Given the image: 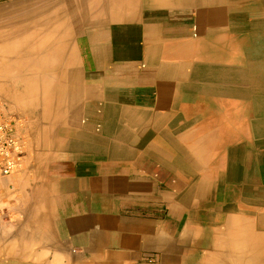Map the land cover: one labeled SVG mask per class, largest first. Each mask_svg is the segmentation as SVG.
Here are the masks:
<instances>
[{"label":"crops","instance_id":"0c3cea01","mask_svg":"<svg viewBox=\"0 0 264 264\" xmlns=\"http://www.w3.org/2000/svg\"><path fill=\"white\" fill-rule=\"evenodd\" d=\"M155 1L162 0H0V40L26 29L17 28L12 22L53 21L63 12L60 5L89 3L105 7L103 13L113 19L112 23L103 24L102 20H110L105 14L96 18L85 11L80 15V27L90 30L84 35L92 32L96 37L119 36L121 28L128 26L119 22L124 12L129 21H150L149 16L139 19L136 13L141 5L147 7L139 11H148ZM244 2L180 0L182 11L198 21H229L242 13L251 14V10L241 8ZM31 27L28 30L37 29L35 25ZM0 45L3 47V41ZM107 67L116 70L110 64ZM139 67L111 73L109 79L102 75L101 92L108 91L109 97L81 96L75 109H66L68 105L63 104L61 112L54 105L56 83L45 84V89L39 83L33 87L24 85L34 89L36 102L29 115L32 126L25 131L28 138L23 166L1 185L0 209L6 210L9 220L0 219V264H219L215 239L230 220L241 219L243 226L263 234L264 207L252 200L251 194L241 200L212 187L203 192L198 185V192L190 191L191 179L171 162L178 159L180 166H186L185 155L180 154H185V137L198 133V149L211 154V165L217 163L220 152L225 153L226 160L230 154L222 151L223 139L215 133L213 121L189 132L186 128L182 132L180 128L172 130L183 117L181 108L171 98L165 104L157 103V79L153 74L143 78L145 70ZM214 81L198 78L201 123L215 118L218 96H226L232 110L221 109L227 113V129L233 134L228 132L225 145L243 148L251 156L264 155V95L251 93L250 81L244 83L243 106L247 102L250 105L244 112L243 125L236 127V85L221 89L213 86ZM201 91L206 96L200 95ZM253 100L258 102L255 110ZM135 106L154 115H133L130 110L134 111ZM136 118L139 123H135ZM173 118L179 122H172ZM251 120L263 125L252 127ZM237 205L247 214L235 215L231 208ZM257 211L259 219L250 215ZM148 255L155 259L148 261Z\"/></svg>","mask_w":264,"mask_h":264},{"label":"bare ground","instance_id":"6f19581e","mask_svg":"<svg viewBox=\"0 0 264 264\" xmlns=\"http://www.w3.org/2000/svg\"><path fill=\"white\" fill-rule=\"evenodd\" d=\"M155 2L145 12L139 11V9L142 10L147 6H139L138 13H136L139 19L144 15L149 16L150 21L143 19L134 21L135 18L133 21H129L128 14L124 12L119 17L121 20L119 22L128 24V26L121 28V34L114 37L109 35L96 37L92 32L87 36L84 34L90 28L80 27L83 24L80 15L85 11L90 17L95 16L96 18L105 14L103 13L105 7L98 3H89L86 6H67L62 13H59L57 20L49 21V25L44 20L38 21L37 26L40 34L32 36L35 38L37 36L38 46L41 48L38 51H31L30 58H26V60L37 61L35 63L45 67L39 70L36 80L43 84L56 83L59 85L56 96L54 93L53 95L56 97L54 100L55 110L61 112L64 109L62 105L65 106L63 100L65 98H68L66 99L68 101L66 109L73 110L78 97H109L108 91L101 92L102 75L105 74L109 79L111 73L116 74L123 71L124 68L140 66L138 69H144L146 73L143 78H149V75L153 74L157 79L158 86L154 92L157 103L165 104L168 98H171L181 108L183 117L180 118V122L177 118L171 119L172 122H179L178 125L172 126V130L178 128L176 129L178 131L180 128L179 131L182 132L186 128V131L189 132L191 129L198 130V127H204L206 124L209 126L213 121L215 133L223 139L225 150L222 151H227L230 154V158L226 160L225 153L222 155L220 152L217 155V163L211 165L208 162L212 161L211 154L207 150L198 149V133L185 137L183 139V145L185 144L186 147L185 154L183 152L180 154L185 155L186 166H180L181 161L178 159L176 161L171 159V162H174L172 163L174 167L182 169L183 176L191 179L190 191L198 192V185L203 192L212 187L213 190L218 189L226 194L239 196L241 200L251 194V199L262 203L264 207V187L262 186L264 183V155H254V157L243 148L237 149L231 145H225L229 132L227 129L228 116L222 109L232 110L230 99L227 100L226 96H218L213 120L204 119L201 123V118H198L200 116L198 114L200 107L198 106V78L215 79L217 82H212L213 86H220L221 89H226L227 85H236L234 97L236 127L243 125L244 112L250 105V102H247L243 106L245 101L242 96V88H246L244 83L250 81L251 93L257 92L264 95V0H245L241 8L251 10V14L242 13V15L236 16L237 19L229 21L192 19L188 13L182 11L183 4L180 3V0H176L175 4H166L167 2H163V0ZM64 12L67 13L64 14ZM105 15L110 20L105 19L101 23H112L113 16L108 13ZM11 38L17 39L16 45H21L27 37L18 35L11 36L9 39ZM44 46L47 47V50L42 49ZM10 53L16 52L11 49ZM109 64L116 70L111 71L107 67ZM234 64L238 65L237 69H234ZM163 82L171 83V85H162ZM172 84H176V86ZM200 95L206 96L203 91L200 92ZM8 98L12 99L14 96L9 94ZM253 102L255 106L252 110H255L258 102L254 100ZM43 105H46L45 101ZM133 109L134 111H130L138 113V115L146 117L154 115L153 112L141 110L138 107L136 109V106ZM201 109L200 107L199 113ZM128 112L126 113L128 114ZM131 112L130 114H132ZM137 118L135 123L140 122H137ZM250 125L260 127L263 123L251 120ZM229 133L233 134L232 131ZM234 135L239 136L237 131H234ZM238 152L240 155L237 154ZM200 161H203L204 164L199 163ZM231 210L235 212V215L247 214L238 205L232 207ZM259 211L251 212L250 215L259 219L261 216ZM230 222L223 227L224 230H219L216 239L214 237L218 243L216 250L220 256L217 263L264 264V232H262L263 234L256 233V230L243 226L241 219L230 220Z\"/></svg>","mask_w":264,"mask_h":264},{"label":"rangeland","instance_id":"374dc122","mask_svg":"<svg viewBox=\"0 0 264 264\" xmlns=\"http://www.w3.org/2000/svg\"><path fill=\"white\" fill-rule=\"evenodd\" d=\"M66 8V6H59L60 12L64 11ZM66 13L67 12H64V14ZM45 23L49 25V21H46ZM12 25L17 26V28H26L21 32L17 31L18 33L12 36L19 35L27 38L24 39L25 41L21 45H16L15 43L17 39L14 38L9 39L2 37L0 40V43L3 41V47L0 45V104H2L6 110L20 120L22 123V125H20V129L24 130L25 133L27 128L32 126L33 119L29 117V115L33 113L36 101L34 98V91H31L32 89H26L24 85H30L33 87L35 83H39L43 85V87L41 85L39 87L45 89L46 83L43 84L36 80L39 70L44 67V65L41 66L38 63H35L37 61L26 60V58H30V54L32 53L31 51H38V49L41 48L38 46L39 41L37 42V36L36 38L35 36H32L40 34L37 22H12ZM32 25L37 26V29L33 31H31V29L28 30V28H32ZM11 49H14L16 53H10ZM42 49L47 50V47L44 46ZM3 55H5L6 58H4ZM30 86L27 87L30 88ZM9 94L14 96V98H8ZM54 95L56 96V93H54ZM67 103L68 102H65V105H67ZM25 136L28 138L26 133Z\"/></svg>","mask_w":264,"mask_h":264},{"label":"built area","instance_id":"2783aa9c","mask_svg":"<svg viewBox=\"0 0 264 264\" xmlns=\"http://www.w3.org/2000/svg\"><path fill=\"white\" fill-rule=\"evenodd\" d=\"M20 125V120L0 104V196L3 181L21 170L26 157L27 141ZM0 219L9 220L5 209H0ZM146 258L151 262L155 256Z\"/></svg>","mask_w":264,"mask_h":264}]
</instances>
